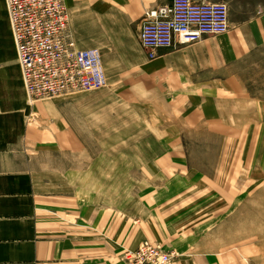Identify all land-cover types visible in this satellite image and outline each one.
<instances>
[{
	"label": "rangeland",
	"instance_id": "rangeland-1",
	"mask_svg": "<svg viewBox=\"0 0 264 264\" xmlns=\"http://www.w3.org/2000/svg\"><path fill=\"white\" fill-rule=\"evenodd\" d=\"M212 1L227 33L153 59L103 39L105 87L36 99L0 0V173H29L51 198L38 207L78 208L80 229L106 221L112 263L148 240L172 264H264V9ZM203 46L223 51V73L187 63Z\"/></svg>",
	"mask_w": 264,
	"mask_h": 264
},
{
	"label": "built area",
	"instance_id": "built-area-1",
	"mask_svg": "<svg viewBox=\"0 0 264 264\" xmlns=\"http://www.w3.org/2000/svg\"><path fill=\"white\" fill-rule=\"evenodd\" d=\"M24 85L30 97L47 99L105 87L100 50L80 47L70 27L66 0H5ZM228 7L207 0H169L145 8L138 40L146 56L176 50L229 31ZM159 243L142 241L125 250V264H172Z\"/></svg>",
	"mask_w": 264,
	"mask_h": 264
},
{
	"label": "crops",
	"instance_id": "crops-1",
	"mask_svg": "<svg viewBox=\"0 0 264 264\" xmlns=\"http://www.w3.org/2000/svg\"><path fill=\"white\" fill-rule=\"evenodd\" d=\"M168 1L66 0V4L74 38L80 47L86 48L102 47L103 39L114 42L134 39L139 45L138 27L143 10ZM241 3L245 8L264 9V0H242ZM107 23L108 32L97 31L96 26ZM197 51L198 55H187L188 64L212 66L215 74L224 72L222 50L203 46ZM214 79L222 81L217 76ZM49 199L32 190L29 173H0V264H116L111 262L110 228L106 221L95 229L92 213L85 219L86 227L80 229L78 208L64 211L57 208L52 212L38 207L47 206ZM54 215L57 221L52 218ZM79 231L85 234L82 236L85 239L79 236Z\"/></svg>",
	"mask_w": 264,
	"mask_h": 264
},
{
	"label": "bare ground",
	"instance_id": "bare-ground-1",
	"mask_svg": "<svg viewBox=\"0 0 264 264\" xmlns=\"http://www.w3.org/2000/svg\"><path fill=\"white\" fill-rule=\"evenodd\" d=\"M74 36V35H73Z\"/></svg>",
	"mask_w": 264,
	"mask_h": 264
}]
</instances>
